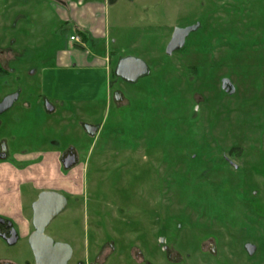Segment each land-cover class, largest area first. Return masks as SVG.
Returning a JSON list of instances; mask_svg holds the SVG:
<instances>
[{"label":"rangeland","instance_id":"obj_1","mask_svg":"<svg viewBox=\"0 0 264 264\" xmlns=\"http://www.w3.org/2000/svg\"><path fill=\"white\" fill-rule=\"evenodd\" d=\"M57 6L0 0L7 70L0 94L22 92L0 117V131L16 135L5 138L16 157L75 150L71 170L82 186L76 197L61 193L67 208L45 231L71 244L69 264H264V0H119L111 9L112 72L120 59L137 57L151 74L135 85L111 75L112 88L99 83L97 97L86 96L80 77L75 103L57 92L58 73L45 94L32 66L16 60L25 47L10 43L31 28L42 48L28 50L46 56L39 66L53 71L71 31L61 28ZM193 25L185 47L168 55L175 29ZM224 78L236 88L232 97L220 88ZM39 94L51 97L55 113ZM86 125L99 133L91 136ZM39 155L24 166H42ZM22 190L25 198L37 194L31 185ZM4 262L36 264L29 241L11 246L0 237Z\"/></svg>","mask_w":264,"mask_h":264},{"label":"crops","instance_id":"obj_2","mask_svg":"<svg viewBox=\"0 0 264 264\" xmlns=\"http://www.w3.org/2000/svg\"><path fill=\"white\" fill-rule=\"evenodd\" d=\"M38 1L44 3L46 0ZM53 1L58 5L57 11H59L60 14L57 12V15L60 17L61 28H65L68 31L71 29L66 46L60 48L59 51L56 52L54 58L55 69L46 72L39 64L42 65L45 63L47 57H36L39 56V52L32 53L28 50L34 48L40 50L42 48L40 38H33L30 36L31 33H28L31 28L21 27L19 30L21 31L19 38L10 37L12 38L10 40L11 44H15L17 48L25 47L22 51L17 50L21 53L16 60L18 63L21 62L24 64V62H26L32 66V71L36 73L35 77H37L39 84L44 87L43 92L45 94L50 93L51 90L49 89L51 87H55V85H53L54 79L57 78L55 74L58 73L57 76H59L60 79H57L60 81V88L57 89V92L61 95V98L65 97L67 101H72V103L78 102V99L75 97L79 96H77L76 93L83 90L78 88V85H80V80L78 78L80 77L82 82H87L84 83L87 86L83 90V92L87 93L86 96L97 97L98 94L96 95L95 93L98 89V84H107L112 88L111 75L115 76L116 68L112 72V55L114 51L111 48L112 44L115 45L117 42L113 41L112 43L110 38L112 32L111 9L118 5L119 0ZM60 7L61 10L59 9ZM23 17L22 15H18L16 19L21 21ZM115 20L114 22L118 24L117 21H119V18L117 15L115 16ZM16 25H11V30L14 31L15 29L16 31ZM5 26L6 25H4V28ZM74 34H77L81 38V42L70 41V37ZM31 37L33 39H31ZM30 52L35 55V57L28 56ZM74 86L76 89L71 92V88ZM88 90L91 91L89 95ZM83 92H81L80 96L83 95ZM114 94H116V97H123L117 91ZM106 95H113L111 89H107ZM97 133H99V130ZM62 153L63 152L50 154L48 152H39V154H44L45 157L42 166H24L26 162L38 160L40 155L37 152L28 154V156H21L22 158L17 157V163L22 166L15 165L12 162H0V217L7 219L14 226L18 235L17 243L28 242L34 232L32 205L37 201L41 191L66 193L73 197H76L79 193V187L82 186V179L76 169H66L69 171L67 175L62 173L64 168V166L60 164V162H62ZM58 170L60 173H58ZM36 173L40 174H37V178L33 177ZM31 174H33V176ZM24 185H31L32 193L34 192L37 194H31L30 198H25L22 193ZM28 207H30V211L27 212ZM4 263L14 264L12 262Z\"/></svg>","mask_w":264,"mask_h":264},{"label":"water","instance_id":"obj_3","mask_svg":"<svg viewBox=\"0 0 264 264\" xmlns=\"http://www.w3.org/2000/svg\"><path fill=\"white\" fill-rule=\"evenodd\" d=\"M199 25H193L186 28H176L171 42L167 47V54L172 55L174 52L182 50L186 45L188 36L195 32ZM151 74L149 65L142 59L137 57H124L120 59L115 69V76L127 84L134 85L144 77ZM223 88L230 95L236 93L234 85L229 79L224 80ZM17 95L6 98L0 103V115L10 109L17 100ZM85 130L90 135H96L99 128L96 126L86 125ZM229 161V159H227ZM77 163L76 155H70L63 160L65 169L73 168ZM232 165V163L230 161ZM68 205L67 198L55 191L42 192L37 201L32 205L33 209V226L34 232L29 239V245L35 257L36 264H69L73 257V249L65 243L55 242L52 238L45 234L47 227L56 219ZM5 219L0 217V224H5ZM9 226H13L9 222ZM0 237L6 241L8 245H15L18 242V235L15 229L12 230L11 236L2 234L0 229ZM248 253L253 255L256 247L247 245ZM9 264V263H4Z\"/></svg>","mask_w":264,"mask_h":264},{"label":"flooded vegetation","instance_id":"obj_4","mask_svg":"<svg viewBox=\"0 0 264 264\" xmlns=\"http://www.w3.org/2000/svg\"><path fill=\"white\" fill-rule=\"evenodd\" d=\"M11 43V42H10ZM21 59V58H20ZM22 60V59H21ZM0 69L2 70V71H5V72H7V70L4 68V66L2 65V63H1V61H0ZM32 73H33V71H31ZM11 77V75L9 74L8 76H5L4 78H2V79H9ZM226 78H224V79H222L221 80V82H220V88H221V90L226 94V95H228V96H230V97H232V96H234L235 94H233V95H230L229 93H227L226 92V89H224L223 88V85H224V80H225ZM232 83V82H231ZM233 84V83H232ZM9 85H10V87L12 86V83L10 82L9 83V81H8V83H6L5 82V85H4V88L5 89H7L8 87H9ZM235 87V86H234ZM236 89V88H235ZM14 95H17V100L13 103V105H12V107L10 108V109H8L7 111H5L4 113H2L1 115H0V117H2L3 115H5V114H7V113H9L10 111H12L13 110V108L15 107V105L19 102V100H20V97H21V95H22V92H21V89H19V88H16L15 90H13V91H10V92H6V93H3V94H0V103H2L6 98H8V97H12V96H14ZM37 97H38V99L41 101V106H45V107H48L50 110V113H55V111H56V109L54 108V106L52 105V100H51V97H49V96H46V95H42V94H39V95H37ZM262 106L264 107V100L262 101ZM264 113V112H263ZM21 119L20 118H18V120H17V122H16V120L14 121V123H18V121H20ZM2 122H0V125H2V127H4V124L2 123ZM263 123H264V121H263ZM262 144L264 145V127H263V130H262ZM10 133H7V135H5V133L3 132V130L2 131H0V162H12L13 164H15V165H18V158L15 156V152L13 151V147H12V145L11 144H9V141L8 140H6L5 138H7L8 137V135H9ZM7 136V137H6ZM9 137L10 138H12L13 140H16L17 139V137H16V135L15 134H10L9 135ZM13 143H15L14 141H13ZM255 144H257V143H255ZM73 154H75L76 155V152H75V150H73V148L72 147H70L69 149H67V150H65L63 153H62V156H61V160H62V162H63V160H65L66 158H68L70 155H73ZM76 158H77V156H76ZM27 163V162H26ZM25 186V185H24ZM23 186V187H24ZM34 190V189H33ZM32 191V190H31ZM42 192H44V191H41L40 193H39V195L42 193ZM22 193H23V190H22ZM39 197V196H38ZM67 198V197H66ZM2 218V217H1ZM4 219V218H3ZM5 224H0V229H1V232H2V234H6L8 237H10L11 236V232H12V230L13 229H15L14 228V226H9V221L7 220V219H5ZM4 240V239H3ZM246 250H247V252H248V249H247V246H246ZM256 250H257V248H256ZM255 253H256V251H255ZM253 254V255H256V254ZM250 255V254H249ZM253 257V256H252Z\"/></svg>","mask_w":264,"mask_h":264},{"label":"built area","instance_id":"obj_5","mask_svg":"<svg viewBox=\"0 0 264 264\" xmlns=\"http://www.w3.org/2000/svg\"><path fill=\"white\" fill-rule=\"evenodd\" d=\"M70 41L71 42H81V38L77 34H74L70 37Z\"/></svg>","mask_w":264,"mask_h":264},{"label":"trees","instance_id":"obj_6","mask_svg":"<svg viewBox=\"0 0 264 264\" xmlns=\"http://www.w3.org/2000/svg\"><path fill=\"white\" fill-rule=\"evenodd\" d=\"M0 71H2L1 69H0ZM10 222V221H9Z\"/></svg>","mask_w":264,"mask_h":264}]
</instances>
